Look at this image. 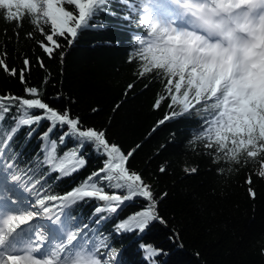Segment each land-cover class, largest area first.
<instances>
[{
    "label": "snow or ice",
    "instance_id": "1",
    "mask_svg": "<svg viewBox=\"0 0 264 264\" xmlns=\"http://www.w3.org/2000/svg\"><path fill=\"white\" fill-rule=\"evenodd\" d=\"M140 2L147 39L138 34L140 47L130 56L129 63L134 59L139 61L140 77L154 69L167 77L164 87L167 95L158 94L154 109L158 110L168 100V107L179 104L182 114L203 101L197 111L215 113L205 118L206 128L196 137L206 141L205 147L215 145L218 155L223 152L225 159L237 162L241 150L250 158L264 153V0ZM64 3L65 0H0V10L5 13L4 20L17 28L23 26L25 16L34 26L39 24V17L45 18L46 23L50 22V32L45 34L39 29L46 41H39V47L49 59L58 53L63 60V53L59 52L63 47L61 41L71 46L81 32L96 26L95 20L101 13L109 10V0H66L78 15L67 10ZM136 8L139 13L140 5ZM16 36L19 37L18 32ZM26 37L32 39V33ZM6 57V51L0 53V70L12 77L18 76L20 83L26 85L31 61L25 58L23 67L17 70L7 63ZM37 59L44 67L43 60ZM132 87L128 85L129 90ZM24 91L32 98L0 96V113H9L14 108L22 111L16 126L0 139V169L10 182L34 198H0V264H112L116 259L115 248L110 246L107 237L100 236L95 241L86 238L79 222L71 223V213L54 212L48 202H58L63 209L78 201H98L94 213L99 219L93 223L99 224L108 219L99 216L100 213L115 215L123 210L126 202L139 198L144 201V207L114 222L115 234L143 233L155 222L166 224L159 214V200L151 185L129 169L128 162L135 150L124 153L108 140L105 131L84 126L69 108L50 106L37 87L25 86ZM29 110H38V114H30ZM174 115L177 113L167 115L165 120ZM3 118L0 114V120ZM42 122L46 128L39 136L50 146L36 166L48 170L38 175L34 168H20L6 150L10 151L9 142L20 126H28L32 135ZM58 147L62 151L58 152ZM89 147L101 158L102 166L86 175L71 191L48 194V177L58 172L55 179H62L81 171L87 166L82 153ZM260 164L259 175L264 177V160ZM159 171L164 173L166 168L161 166ZM196 171L191 169L192 173ZM246 182L251 184V177ZM248 191L255 198L251 187ZM39 218L50 221L51 227L44 229L31 223ZM141 248L144 264H156L162 249L150 244H143Z\"/></svg>",
    "mask_w": 264,
    "mask_h": 264
},
{
    "label": "trees",
    "instance_id": "2",
    "mask_svg": "<svg viewBox=\"0 0 264 264\" xmlns=\"http://www.w3.org/2000/svg\"><path fill=\"white\" fill-rule=\"evenodd\" d=\"M63 6L78 15L66 0ZM142 7L140 0H109L108 12L96 18L95 27L81 32L71 46L61 41L63 47L59 52L63 53V60L58 53L49 59L39 47L38 42L45 41L39 29L45 34L50 32V22L46 23L45 18L39 17V24L34 26L25 16L23 26L17 28L4 20L5 13L0 10V53L6 51L7 63L17 70L23 67L25 58L31 61L26 85L20 83L18 76L0 70V96L32 98L25 94L24 88L35 86L50 106L69 108L84 126L105 131L108 140L124 153L135 150L128 162L129 169L151 185L159 200V214L166 224L155 222L143 233L115 234L114 222L144 207V201L139 198L126 202L115 215L100 213L99 216L108 219L99 224L93 223L99 219L94 213L98 201H78L61 211L72 214L71 223L79 222L86 238L92 241L100 236L108 238L118 253L112 264H144L143 244L162 249L156 264H264V177L259 175L264 153L250 158L241 150L237 162L225 159L223 152L218 155L215 145L205 147L206 141L196 137L206 128L205 118L215 113L197 111L203 101L182 114L181 106L170 108L168 100L158 110L154 109L158 94L167 95L164 92L167 77L155 69L140 77L139 61L134 59L129 63L130 56L140 47L138 34L147 39ZM29 32L32 39L26 37ZM37 58L43 60L44 67ZM130 84L133 87L129 90ZM29 111L38 114V110ZM171 113L177 115L165 120ZM0 114L4 116L0 120L2 139L16 126L22 111L14 108ZM162 120L165 122L160 123ZM45 128L42 122L37 132L29 135L30 128L20 126L9 142L10 151L6 150L20 168H34L38 175L48 170L36 167L50 146L39 136ZM82 155L87 166L81 171L62 179H55L58 172L48 177V194L71 191L86 175L102 166L101 158L91 147ZM161 166L166 172L159 171ZM192 168L197 171L192 173ZM0 173L16 196L22 195L24 200L34 198L10 182L2 169ZM249 177L251 184L246 182ZM250 187L255 198L249 195ZM48 203L53 207L58 202Z\"/></svg>",
    "mask_w": 264,
    "mask_h": 264
},
{
    "label": "rangeland",
    "instance_id": "3",
    "mask_svg": "<svg viewBox=\"0 0 264 264\" xmlns=\"http://www.w3.org/2000/svg\"><path fill=\"white\" fill-rule=\"evenodd\" d=\"M5 197H12V198H17V199L19 198L21 200H24V197L22 195L21 196L20 195L16 196V194H15L13 188L11 187V185H9L8 182L6 181V179L3 177V173H0V198H5ZM53 210L54 211L56 210L57 212H61L62 211L60 206L53 208ZM40 220H42V218H39L38 220H34L31 223L38 224L39 226H42V227L46 226V227H44V229H49L51 227L50 223L45 225V224H42L43 220L42 221H40ZM117 256H118V253H117Z\"/></svg>",
    "mask_w": 264,
    "mask_h": 264
},
{
    "label": "bare ground",
    "instance_id": "4",
    "mask_svg": "<svg viewBox=\"0 0 264 264\" xmlns=\"http://www.w3.org/2000/svg\"><path fill=\"white\" fill-rule=\"evenodd\" d=\"M63 209H64V208H63ZM63 209H62V210H63ZM21 227H26V226L22 225ZM43 228H44V227H43ZM18 231H19V230H18Z\"/></svg>",
    "mask_w": 264,
    "mask_h": 264
}]
</instances>
